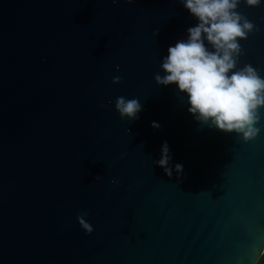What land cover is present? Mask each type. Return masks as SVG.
<instances>
[{
	"label": "water",
	"instance_id": "1",
	"mask_svg": "<svg viewBox=\"0 0 264 264\" xmlns=\"http://www.w3.org/2000/svg\"><path fill=\"white\" fill-rule=\"evenodd\" d=\"M239 11V67L264 75V5ZM195 23L179 0H0V264L259 262L264 131L202 126L154 79ZM165 142L179 180L155 163Z\"/></svg>",
	"mask_w": 264,
	"mask_h": 264
},
{
	"label": "clouds",
	"instance_id": "2",
	"mask_svg": "<svg viewBox=\"0 0 264 264\" xmlns=\"http://www.w3.org/2000/svg\"><path fill=\"white\" fill-rule=\"evenodd\" d=\"M179 2L196 23L187 29L186 38L168 47L167 55L161 58L160 72L154 77L156 83L175 86L186 98L189 114L200 125L226 134L235 133L246 142L254 140L264 131V126L258 127L264 118V75L249 64L239 67L241 41L254 30L252 22L239 11L242 0ZM243 3L256 8L264 5V0H243ZM120 82L121 77H113L114 84ZM115 109L122 120L129 122L139 119L143 110L139 99L123 96L117 97ZM153 127L158 129L159 124L153 122ZM155 163L169 178L173 171L178 180L183 176V166L172 164L167 142L161 146L160 159ZM86 216L85 213L77 219L91 235L94 229Z\"/></svg>",
	"mask_w": 264,
	"mask_h": 264
},
{
	"label": "trees",
	"instance_id": "3",
	"mask_svg": "<svg viewBox=\"0 0 264 264\" xmlns=\"http://www.w3.org/2000/svg\"><path fill=\"white\" fill-rule=\"evenodd\" d=\"M257 264H264V254H263V256L261 257V259L259 260V262Z\"/></svg>",
	"mask_w": 264,
	"mask_h": 264
}]
</instances>
